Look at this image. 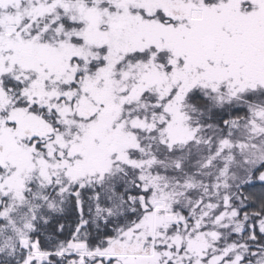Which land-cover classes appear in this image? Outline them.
Instances as JSON below:
<instances>
[{
  "label": "snow or ice",
  "instance_id": "obj_1",
  "mask_svg": "<svg viewBox=\"0 0 264 264\" xmlns=\"http://www.w3.org/2000/svg\"><path fill=\"white\" fill-rule=\"evenodd\" d=\"M0 264H264V0H0Z\"/></svg>",
  "mask_w": 264,
  "mask_h": 264
}]
</instances>
